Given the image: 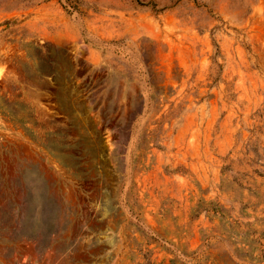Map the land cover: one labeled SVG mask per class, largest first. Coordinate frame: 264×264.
Here are the masks:
<instances>
[{
	"label": "rangeland",
	"instance_id": "374dc122",
	"mask_svg": "<svg viewBox=\"0 0 264 264\" xmlns=\"http://www.w3.org/2000/svg\"><path fill=\"white\" fill-rule=\"evenodd\" d=\"M0 264H264V0H0Z\"/></svg>",
	"mask_w": 264,
	"mask_h": 264
},
{
	"label": "trees",
	"instance_id": "16d2710c",
	"mask_svg": "<svg viewBox=\"0 0 264 264\" xmlns=\"http://www.w3.org/2000/svg\"><path fill=\"white\" fill-rule=\"evenodd\" d=\"M212 212H213V214H217L218 213L215 209Z\"/></svg>",
	"mask_w": 264,
	"mask_h": 264
}]
</instances>
